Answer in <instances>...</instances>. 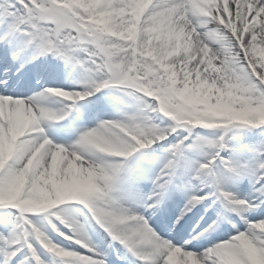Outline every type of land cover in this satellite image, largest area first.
Segmentation results:
<instances>
[{
    "label": "snow or ice",
    "instance_id": "1",
    "mask_svg": "<svg viewBox=\"0 0 264 264\" xmlns=\"http://www.w3.org/2000/svg\"><path fill=\"white\" fill-rule=\"evenodd\" d=\"M0 264H264V0H0Z\"/></svg>",
    "mask_w": 264,
    "mask_h": 264
}]
</instances>
